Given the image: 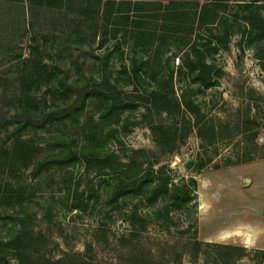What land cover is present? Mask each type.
I'll return each mask as SVG.
<instances>
[{
    "label": "rangeland",
    "instance_id": "obj_1",
    "mask_svg": "<svg viewBox=\"0 0 264 264\" xmlns=\"http://www.w3.org/2000/svg\"><path fill=\"white\" fill-rule=\"evenodd\" d=\"M150 1L166 9L138 13L116 36L111 25L96 36L100 22L63 10L0 53V106L70 110L42 129L0 132V235H22L25 250L21 260L3 247L0 264H264V39L242 32L255 1ZM255 3L264 12V0ZM224 24L232 35L213 52L210 28ZM197 48L210 87L192 81ZM155 124L184 140L161 150ZM68 145L78 160L35 173ZM134 156L159 164L142 188L121 191ZM161 164L189 201L150 199Z\"/></svg>",
    "mask_w": 264,
    "mask_h": 264
},
{
    "label": "trees",
    "instance_id": "obj_2",
    "mask_svg": "<svg viewBox=\"0 0 264 264\" xmlns=\"http://www.w3.org/2000/svg\"><path fill=\"white\" fill-rule=\"evenodd\" d=\"M253 1L257 2L261 0ZM255 2L253 4L255 6L246 4L248 12L243 17L244 26L242 32L249 41L264 39V12H262L260 6ZM164 9L166 8L163 3L150 0H0V41L5 42V48L0 43V53L8 54L11 44L15 40L22 38L30 26H36L39 30L46 31L52 24V21H54L55 15L61 14L63 10L73 11L74 15L82 16L83 19L96 21L97 23L100 22L101 27H91L96 36L101 30L107 31L109 25L113 26L111 31L113 32V36H116L120 31L117 27H120V25H137L138 13L150 12L152 14L150 17H153L155 16L153 11H163ZM207 10L205 6H202L200 13H206ZM81 22L83 21L81 20ZM210 31L213 38L208 41V44L210 50L215 52L218 51L221 44L228 41L233 30H230L229 26L224 24L218 29L216 28L217 33H214V28H210ZM102 44L103 41L101 40L100 45ZM189 62L195 63L194 66H191L193 72L192 81L199 83L202 87H210L212 85V77L209 76L211 65L207 63L203 50L197 48L195 55L189 59ZM70 87L88 88L81 87L80 85H71ZM80 97L79 94L77 97L78 102ZM74 108L75 106L69 109ZM12 111L9 106H0V132L10 127L13 129V133H20L27 129H42L53 122L65 120L70 113V110L66 108L47 112L43 111L41 113L25 108ZM152 129L156 136L157 145L165 152L173 151L176 145L183 141L185 137L183 135L180 136L178 128L172 126L155 124L152 126ZM86 149V146L81 148V150ZM140 152L136 151L135 154L137 155ZM78 159L77 151L72 149L71 145L64 146L60 152L50 154L39 161L35 173L48 170L57 164H73ZM107 160H110V158L101 159L98 162ZM92 161L91 158H86L87 167L92 164ZM157 164H159V160L151 162L150 160H142L139 156H134L123 165L122 173L124 177L120 178L119 182L121 186L119 189L124 191L129 185H134L138 189L142 188L144 173H146L145 175H149L148 170L154 169V165ZM166 168V164L158 166L156 179L151 180L146 190L147 195L151 200H157L162 197L165 201L169 199L173 201L177 199H181L184 202L189 201L191 198L187 191L182 192V189H178L175 185L174 189L169 187V178L165 175ZM194 168L201 169L202 164L195 165ZM189 181L197 185L195 178L191 177ZM23 223L22 221V225ZM21 238L22 235H19L18 238L15 237L7 240L6 237L0 235V251L3 247L14 249L17 257L21 259L22 254L25 252L20 246L22 245ZM81 262L82 264H91L83 260Z\"/></svg>",
    "mask_w": 264,
    "mask_h": 264
},
{
    "label": "water",
    "instance_id": "obj_3",
    "mask_svg": "<svg viewBox=\"0 0 264 264\" xmlns=\"http://www.w3.org/2000/svg\"><path fill=\"white\" fill-rule=\"evenodd\" d=\"M193 164H194V158H193V155L191 153L185 158L184 167L188 169V168H191L193 166Z\"/></svg>",
    "mask_w": 264,
    "mask_h": 264
}]
</instances>
